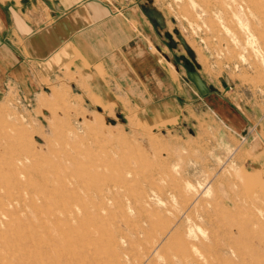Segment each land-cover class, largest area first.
Masks as SVG:
<instances>
[{
	"label": "rangeland",
	"instance_id": "obj_1",
	"mask_svg": "<svg viewBox=\"0 0 264 264\" xmlns=\"http://www.w3.org/2000/svg\"><path fill=\"white\" fill-rule=\"evenodd\" d=\"M137 5L171 104L0 76V264H264V0Z\"/></svg>",
	"mask_w": 264,
	"mask_h": 264
},
{
	"label": "crops",
	"instance_id": "obj_2",
	"mask_svg": "<svg viewBox=\"0 0 264 264\" xmlns=\"http://www.w3.org/2000/svg\"><path fill=\"white\" fill-rule=\"evenodd\" d=\"M138 1L0 0V76L49 79L67 65L99 97L106 85H120L152 105L171 104L177 93L167 85H181L167 52L171 41ZM208 98L202 93V102L218 110Z\"/></svg>",
	"mask_w": 264,
	"mask_h": 264
},
{
	"label": "water",
	"instance_id": "obj_3",
	"mask_svg": "<svg viewBox=\"0 0 264 264\" xmlns=\"http://www.w3.org/2000/svg\"><path fill=\"white\" fill-rule=\"evenodd\" d=\"M110 123H112V120H108Z\"/></svg>",
	"mask_w": 264,
	"mask_h": 264
}]
</instances>
